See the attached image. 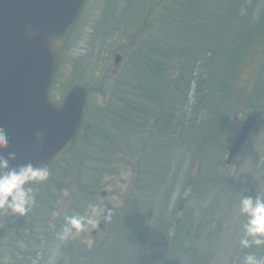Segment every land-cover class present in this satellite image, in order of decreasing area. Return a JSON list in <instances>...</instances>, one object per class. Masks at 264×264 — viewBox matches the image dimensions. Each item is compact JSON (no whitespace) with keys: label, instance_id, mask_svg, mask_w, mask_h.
<instances>
[{"label":"trees","instance_id":"trees-1","mask_svg":"<svg viewBox=\"0 0 264 264\" xmlns=\"http://www.w3.org/2000/svg\"><path fill=\"white\" fill-rule=\"evenodd\" d=\"M166 3V8L157 4L159 20L155 30L128 56L111 96L102 98L99 103L102 110L91 114L94 123H88V130L79 135L64 157V162L73 164L74 169L98 161L117 166L112 172L98 165L93 177L99 178L107 170L112 176L125 177L128 189L130 182L126 176L135 171L132 194L149 191L152 200L166 186V198L154 212L152 220L156 223L151 230L135 234L132 229H137L134 217L137 211L120 205L117 217L130 228L118 232L124 239L116 237L103 250L92 251L91 254L99 252L90 264L99 261L136 264L156 226H168L166 211L173 197L170 190L182 173V161L173 162V154L181 150L183 157L189 158L192 151L205 154L220 147L219 140L225 135L222 123L227 116L223 107L229 105L226 96H234L236 78L249 69L251 62H257L255 94L264 97V54L254 57L258 46L264 45V0H167ZM100 120L102 124L98 126ZM93 146L99 150L95 158L90 153ZM56 176L57 181L66 179L65 168ZM77 179L80 183L75 196L81 206L75 205L74 216H83L89 214L86 201L93 199L89 187L94 181L89 180V175ZM188 179L190 187L198 186L197 177ZM37 193L38 197L46 195L36 190L35 198ZM37 204L40 205L36 209L37 218L42 215L45 221L51 203ZM132 205L140 209L138 197ZM140 216L138 212L137 219ZM165 244L170 245V239Z\"/></svg>","mask_w":264,"mask_h":264},{"label":"rangeland","instance_id":"rangeland-1","mask_svg":"<svg viewBox=\"0 0 264 264\" xmlns=\"http://www.w3.org/2000/svg\"><path fill=\"white\" fill-rule=\"evenodd\" d=\"M124 2L112 7L111 0H87L78 29L65 50V53L76 61V71L68 84H60L53 91L55 97L62 98L68 86L81 83L88 88L89 99H92L89 110L96 112L101 110L97 107L99 88L105 85L111 87L102 83V76L110 77V82H117L119 79L118 69L114 70V68L117 65L121 67L124 58L115 64L116 51L121 52L123 57L133 51L150 35L155 25V15L158 14L157 4L167 7V0H147L146 4L135 12L137 24L133 26L126 22L130 20L131 8L128 3L124 5ZM263 46L259 45L255 50V58L259 54H264ZM256 66L257 62H251L249 69L241 71L236 78V93L228 124L229 133L222 141L219 161L207 156L205 161L208 165H205L202 159L193 154L185 159L179 152L173 154V162L184 159V163L182 176L176 180L170 190L173 197L166 211L168 226H156L154 236L144 245L139 262L136 264H243V258L248 253L264 258V244L260 246L253 244L249 248H243L240 244L243 225L247 219L240 212V201L245 195L252 197L258 195L264 199V97L258 100L255 96L254 85L258 77L255 73ZM262 79L264 80V75ZM252 92L254 98L251 100L249 93ZM226 99H230L229 96H226ZM249 114L258 116V125L233 163L226 166L223 160L227 150ZM83 141L81 140V143ZM91 148L94 149L90 151L91 157L95 158L99 150L94 146ZM98 165L109 168L113 170L112 172L116 171L117 167L99 161L95 165L75 167L76 169L73 168V164L69 166L67 162L58 166V170L62 171L65 168L66 173L68 170L70 179L66 185L70 187L72 195L67 196V190H64L59 196L60 201L54 205L57 213H53L55 215L53 219L64 215L71 205L70 200L74 201V205L79 206L80 201H76L75 196L80 183L77 176L81 179V176L89 175L91 176L89 180L94 181L89 187L93 199L87 204V213L90 214L83 217L93 216L96 223L85 224L83 231L79 233L74 230L72 237L67 241L58 239L50 244L45 240L40 250H32L27 245L24 248L23 241L20 245L22 249L18 250L1 246L0 264H87L99 252L91 254L92 251L103 250L105 245L116 237L120 240L123 236L118 235V232H125L126 229L123 228H130L125 221L117 217L120 215V203L125 209H135L137 214L138 212L141 214L140 219L134 214L137 224L135 234L151 230L156 223L152 220L154 212L156 214L157 207L166 198V186H162L163 190L158 198L154 194L156 202L154 204L149 191L143 195H140L142 192L132 194L134 189L132 183L137 178L135 171L126 176L130 182L128 189L125 177L112 176L107 170L102 173L107 176L99 175L100 177L95 179L93 175L98 172ZM199 173H201L199 176L201 187L191 188L188 178L192 175L197 177ZM42 191L56 200L58 193L56 190L46 192L42 189ZM105 191L106 196H103L102 192ZM129 194H132V197L126 200ZM137 197L140 209L131 207ZM91 208L96 209L95 213ZM106 222H110V226ZM101 223H105L104 227H99ZM113 233L115 234L111 236ZM166 239H170V245L165 244ZM5 242L9 244V241ZM28 243L32 241L29 240ZM126 245L125 242L124 246ZM33 252H36V255H33ZM28 255L33 258L29 260ZM98 264L102 263L99 261Z\"/></svg>","mask_w":264,"mask_h":264},{"label":"water","instance_id":"water-1","mask_svg":"<svg viewBox=\"0 0 264 264\" xmlns=\"http://www.w3.org/2000/svg\"><path fill=\"white\" fill-rule=\"evenodd\" d=\"M84 0H0V128L8 133L12 166L56 162L75 140L86 92L72 89L62 106L49 99L60 53ZM118 59H120L118 57ZM250 116L230 149L229 163L256 125ZM43 138L37 139V133Z\"/></svg>","mask_w":264,"mask_h":264},{"label":"clouds","instance_id":"clouds-1","mask_svg":"<svg viewBox=\"0 0 264 264\" xmlns=\"http://www.w3.org/2000/svg\"><path fill=\"white\" fill-rule=\"evenodd\" d=\"M36 135L38 140L43 138L42 133L38 132ZM8 146V133L0 128V149ZM15 159V152H9L7 156L0 154V213L8 209L12 214L24 216L36 202L31 184L46 181L50 173L45 166H37L31 162L14 167L10 161ZM91 211L95 213L96 209L91 208ZM240 212L247 217L243 225L241 246L249 248L253 244L257 246L264 244V199L258 195L255 197L245 195L240 201ZM65 221L64 227L58 233L61 241L71 238L73 230L79 233L83 231L85 224L96 223L93 216H67ZM243 264H264V258L248 253L243 258Z\"/></svg>","mask_w":264,"mask_h":264},{"label":"flooded vegetation","instance_id":"flooded-vegetation-1","mask_svg":"<svg viewBox=\"0 0 264 264\" xmlns=\"http://www.w3.org/2000/svg\"><path fill=\"white\" fill-rule=\"evenodd\" d=\"M6 210V212L7 213H9V210L8 209H5ZM4 210V211H5ZM3 216H0V219L2 218ZM5 220V219H4ZM3 220V221H4ZM1 223V222H0ZM10 223V216L9 217H7V221L6 222H4V224L3 223H1V225H0V227H2V225H3V227H2V232H3V236H4V238L5 239H7V235H8V232H9V228H7V225ZM17 223L18 224H21V222L20 221H15V223H14V228H16L17 229V231H18V233H19V228H18V225H17ZM0 235H2L1 234V232H0ZM16 235V233H15V231L13 230V231H11V236H15Z\"/></svg>","mask_w":264,"mask_h":264}]
</instances>
